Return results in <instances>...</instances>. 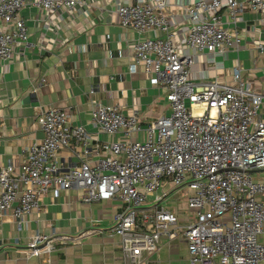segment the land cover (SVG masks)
<instances>
[{"label":"built area","instance_id":"2783aa9c","mask_svg":"<svg viewBox=\"0 0 264 264\" xmlns=\"http://www.w3.org/2000/svg\"><path fill=\"white\" fill-rule=\"evenodd\" d=\"M79 0H0V63H8L17 47L28 49L29 27L21 16L27 5L48 12L64 6L74 10ZM228 9L235 23L243 9L264 12V0H194L184 7L190 26L184 43L171 31L167 0H136L117 9L123 27L145 37L132 47L130 69L139 67L154 85L167 90L169 113L150 121L137 110L125 113L119 103L91 100V123L96 132L121 134L123 139L102 141L95 161L83 159L64 167L61 149L82 143L78 156L93 138L84 125H72L68 109L43 112L40 141L24 149L19 167L0 168V215L17 217L42 208V197L79 189L92 203L119 199L122 203L110 228L120 238L124 264H144L163 238L184 237L188 264L264 263V182L253 171L264 169V91L246 78L239 65L233 80L214 77L203 84L190 78L194 55L240 48L237 28L226 26L220 12ZM158 31V33H157ZM143 132L144 137L134 138ZM172 188L186 187L191 214L181 222L176 212L160 205ZM152 198L154 206L143 210ZM57 237L37 233L28 255L50 254ZM62 243L65 240L61 239Z\"/></svg>","mask_w":264,"mask_h":264},{"label":"crops","instance_id":"0c3cea01","mask_svg":"<svg viewBox=\"0 0 264 264\" xmlns=\"http://www.w3.org/2000/svg\"><path fill=\"white\" fill-rule=\"evenodd\" d=\"M135 1L79 0L74 10L62 6L54 12L29 4L21 11L31 46L17 47L8 63H0V168L21 165L24 149L43 138L40 115L52 107L68 109L72 125H84L94 134L85 146L86 154L74 153L82 149L77 142L60 150L58 160L66 168L82 158L97 160L102 152L97 146L100 142L123 139L121 134L96 132L91 123L92 99L119 103L125 113L137 110L144 125L169 113L166 88L152 84L142 66L135 72L130 69L133 43L145 34L123 27L117 9ZM193 1L167 0L171 31L181 45L190 26L184 7ZM220 14L227 27L238 29L240 48L218 53L186 49L194 55L191 80L203 84L217 77L231 82L233 67L239 65L243 75L264 91V12L243 9L235 23L228 9ZM0 28L12 29L13 25ZM143 137V132L134 135ZM253 176L264 182V169L253 171ZM165 188L169 194L160 205L176 209L184 222L190 210L186 204L176 206L172 188ZM122 206L119 199L85 203L82 191L72 189L58 198L46 193L38 211L20 217L11 210L1 214L0 264H124L120 238L110 231ZM153 206L150 198L143 210ZM37 233L60 242L50 254L28 255L26 250ZM144 264H188L187 241L163 238Z\"/></svg>","mask_w":264,"mask_h":264},{"label":"rangeland","instance_id":"374dc122","mask_svg":"<svg viewBox=\"0 0 264 264\" xmlns=\"http://www.w3.org/2000/svg\"><path fill=\"white\" fill-rule=\"evenodd\" d=\"M170 193L171 199L174 201L176 206L186 204L187 197L189 196V191L185 187L173 186Z\"/></svg>","mask_w":264,"mask_h":264}]
</instances>
